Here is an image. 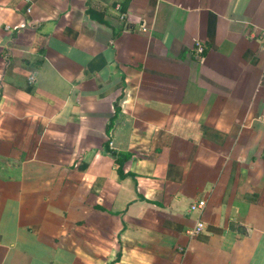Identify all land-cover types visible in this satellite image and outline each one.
<instances>
[{
  "label": "crops",
  "instance_id": "1",
  "mask_svg": "<svg viewBox=\"0 0 264 264\" xmlns=\"http://www.w3.org/2000/svg\"><path fill=\"white\" fill-rule=\"evenodd\" d=\"M263 32L264 0H0V264H264Z\"/></svg>",
  "mask_w": 264,
  "mask_h": 264
},
{
  "label": "built area",
  "instance_id": "2",
  "mask_svg": "<svg viewBox=\"0 0 264 264\" xmlns=\"http://www.w3.org/2000/svg\"><path fill=\"white\" fill-rule=\"evenodd\" d=\"M121 17L123 18L124 16L122 15ZM142 30L146 31V28L143 27ZM258 38L264 44V32L261 33ZM196 51L199 54H201L203 52V46L199 42L196 43ZM204 208H205V201L204 200L194 201L189 205V209L198 214V217H197V220H196V223L194 224V226L187 229V231H186V233L190 237L198 235L205 228V223L201 219V215H202Z\"/></svg>",
  "mask_w": 264,
  "mask_h": 264
},
{
  "label": "trees",
  "instance_id": "3",
  "mask_svg": "<svg viewBox=\"0 0 264 264\" xmlns=\"http://www.w3.org/2000/svg\"><path fill=\"white\" fill-rule=\"evenodd\" d=\"M127 156L126 155H118L115 159L116 165H117V171L120 175H122V166L126 160Z\"/></svg>",
  "mask_w": 264,
  "mask_h": 264
},
{
  "label": "water",
  "instance_id": "4",
  "mask_svg": "<svg viewBox=\"0 0 264 264\" xmlns=\"http://www.w3.org/2000/svg\"><path fill=\"white\" fill-rule=\"evenodd\" d=\"M128 29V28H127ZM246 229L243 225H238V231L239 232H244Z\"/></svg>",
  "mask_w": 264,
  "mask_h": 264
}]
</instances>
